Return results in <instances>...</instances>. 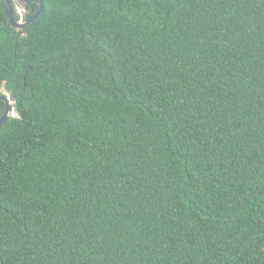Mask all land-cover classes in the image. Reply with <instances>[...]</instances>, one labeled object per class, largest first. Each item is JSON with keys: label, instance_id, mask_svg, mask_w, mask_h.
<instances>
[{"label": "trees", "instance_id": "obj_1", "mask_svg": "<svg viewBox=\"0 0 264 264\" xmlns=\"http://www.w3.org/2000/svg\"><path fill=\"white\" fill-rule=\"evenodd\" d=\"M37 1L0 0V264H264V0Z\"/></svg>", "mask_w": 264, "mask_h": 264}, {"label": "water", "instance_id": "obj_2", "mask_svg": "<svg viewBox=\"0 0 264 264\" xmlns=\"http://www.w3.org/2000/svg\"><path fill=\"white\" fill-rule=\"evenodd\" d=\"M6 5H7V10H6V17L8 18V21H9V25L11 27H13L14 29L16 30H22L23 28H25L27 25H29L33 20H35L42 12V4L40 2H38L37 0H22L24 2H35V3H38L39 4V8L38 10L33 14L31 15L30 17L26 18L24 21L22 22H17L15 19H14V16H13V5H12V2L11 0H4ZM0 100L4 102L5 104V110L2 114V116L0 117V127L1 125L4 123V121L7 119L8 116H10V113H11V99L7 96H2L0 95Z\"/></svg>", "mask_w": 264, "mask_h": 264}, {"label": "rangeland", "instance_id": "obj_3", "mask_svg": "<svg viewBox=\"0 0 264 264\" xmlns=\"http://www.w3.org/2000/svg\"><path fill=\"white\" fill-rule=\"evenodd\" d=\"M11 1H12V5H13V8H14V11L20 17V21L19 22L24 21V19H22L24 12H23L22 6L20 5L19 0H11ZM4 94H7V93H4Z\"/></svg>", "mask_w": 264, "mask_h": 264}]
</instances>
